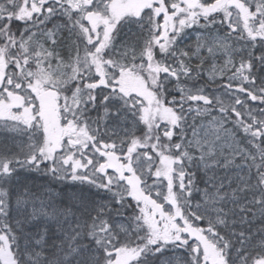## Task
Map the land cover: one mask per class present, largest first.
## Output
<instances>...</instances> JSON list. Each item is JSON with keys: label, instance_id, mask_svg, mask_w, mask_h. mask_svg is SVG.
Returning <instances> with one entry per match:
<instances>
[{"label": "trees", "instance_id": "trees-1", "mask_svg": "<svg viewBox=\"0 0 264 264\" xmlns=\"http://www.w3.org/2000/svg\"><path fill=\"white\" fill-rule=\"evenodd\" d=\"M201 1L151 0V6L156 17L161 15L163 6L175 12V27L177 20L195 15L198 29H222L234 46L228 70L212 82L208 77L214 64L211 55L177 58L167 43L162 46L154 41L150 56L147 46L145 58L129 64V69L109 70L107 78L111 85L105 86L101 70L104 55L100 53L98 56L103 60L94 63L100 73L94 76L91 72L88 77L87 107L71 113V125L80 132L74 138L78 145H71V149L84 150L89 157L93 148L104 151L105 178L97 174L98 180L91 182L93 187L82 189L72 182L71 189L68 184H52L47 188L37 186V177L23 178L22 174L18 187L14 181L6 186L0 192V264H38L27 257L35 246L29 231L38 232L35 238L41 240L46 230L48 248L71 242V264H158L159 256L153 254L156 248L186 244L189 235L185 227L193 231L199 225L190 215L188 205L197 198L195 189L200 187L204 176L203 165L193 153L195 148L187 143V135L204 117H186L178 103L171 100L184 98L190 105L212 108L209 114L215 116L218 109L226 111L228 116L224 120L231 127V146L249 148L237 156L243 157L238 162L250 168L254 182L264 181L263 14L252 0H242L235 7L231 0H203V6ZM102 3L107 9L99 15L98 30L102 32L97 33L91 31V25L84 19L80 23L78 17L80 13L87 15V8ZM138 5L139 0H14L13 5H9V0L1 1L0 70L3 71L4 64L12 66L14 81L21 80L31 89H36L34 85L44 90L54 88L57 83L42 71L35 38L47 39L51 35L58 39L54 49L70 60L77 50L76 39H83L86 34L101 39H132L124 42L125 47H131L137 38L132 19ZM66 39H71L70 43ZM72 45L75 49H71ZM80 77L71 80V88L74 89L73 82L80 83L83 79ZM69 88L57 90L60 99H66L71 92ZM121 90L126 100L132 102L128 109L137 111L138 128L125 140L118 141L106 127L102 129L99 113L108 105L104 103L106 98L112 94L120 97ZM49 134L46 138L52 146L53 136ZM221 149L210 155L212 163L236 157L234 152L230 158L231 149ZM18 161L20 164L11 162L12 170L34 162L35 157ZM87 167L92 170L93 163H87ZM72 170L71 163V173ZM26 191L31 193V210L35 212L36 208L42 215L37 212L23 215L24 211H20L19 199ZM151 201L154 209L149 207ZM117 222H122L127 231H118ZM216 231L211 228L202 233L217 245ZM28 236L31 238L27 239ZM194 245L191 241L193 250ZM48 252L55 262L62 253L70 251ZM200 252L203 255L202 249Z\"/></svg>", "mask_w": 264, "mask_h": 264}, {"label": "rangeland", "instance_id": "rangeland-1", "mask_svg": "<svg viewBox=\"0 0 264 264\" xmlns=\"http://www.w3.org/2000/svg\"><path fill=\"white\" fill-rule=\"evenodd\" d=\"M254 1L264 12V0ZM12 3L13 0H9V4ZM143 21L149 26L151 33L155 32V35L158 34L161 37L163 22L160 23V30H157L150 14H147ZM174 21L175 19L172 18V15L166 19L167 35L161 43L169 39L167 42L168 47L173 49V54L176 57L184 56L190 59L192 57L197 58L202 53H208L214 59L212 69L208 71L211 81L214 82L221 78L230 63L234 51V46L227 40L229 39L228 36L217 30H214L213 33L195 31L194 18L191 16L177 20V27L173 25ZM173 29L176 30L175 33ZM137 30L138 28L135 29L136 34ZM47 39H53V36L47 35ZM35 42L38 43V46H36L38 48L37 55L41 57V68L46 77L54 80L57 84L62 83V85L71 80L72 62L69 58L62 57V53L54 49L55 43L47 44L39 40L38 37L35 38ZM71 47V49H75L74 45ZM126 49L127 52L122 54L124 56H122V60H119L118 64H121L126 60L125 58L130 56L131 48L126 46ZM131 58H135V56ZM86 95L82 91L77 92V95L71 100V105L86 104L89 101ZM176 102L179 108L187 106L182 109L186 116L200 115L204 117L187 135V143L190 147L195 148L193 153L200 159L205 175L204 186L200 190H197L201 195V199L192 203L191 212L197 219H207L216 226H222L229 237V241L233 243L232 264H246L248 259H253L259 255L262 249L264 250V181L254 182L250 168L238 162L243 160V157L238 158L237 156L242 151L248 152L249 148L245 146L242 150L238 145L236 148L231 146V127L228 128V122L224 120L228 116L226 111L218 109L217 112L219 114L215 116V114L208 113L210 110L207 107L188 106L184 98L178 99ZM125 104L128 105L129 103L126 101L122 105L120 101L117 102V105L112 106L110 109L112 114L108 118H105L106 114H101V118H103L102 129L106 127L105 129L114 135L118 141L125 140L138 128V123L135 118H132L131 112L128 109H122ZM106 109L109 110V106ZM194 122L193 120L192 125H194ZM232 123L236 125L235 122L232 121ZM7 125L8 123L0 122V154H7L12 157L21 156L29 148V144L27 145L26 140L22 138L27 136V132H30L35 137V140L40 142L38 135L32 132L34 126L28 127L22 122L21 125L12 129L4 127ZM73 125L72 123L71 126ZM221 148H229L233 151L229 153L230 158L236 152L235 156L237 159L234 157L230 160L226 159L220 164L218 162L212 163L210 155H216L218 150L222 151ZM98 149L100 148H93V155L88 156L87 159L88 164L93 163L92 170L83 166L79 169V172L75 173L74 177H71L73 178L72 180H92L93 178L88 176L87 173L95 174L101 170L102 163L106 161L107 156ZM85 154H88V152H85ZM51 181L53 180L48 178L42 181L38 179L36 184L38 187L49 188L52 185ZM19 185L20 183L18 184L17 182L14 184L15 187ZM77 185L79 189H82L83 185L81 181ZM29 194L31 193L26 191L19 199L20 211H24L23 215L26 213L36 214V212L42 215L43 212L36 211V208L35 212L31 210L33 204ZM51 199L54 198L52 197ZM118 199L120 200V197ZM38 217L40 218V216ZM117 226L116 229L118 231H127L122 222H117ZM44 231L41 240L35 238L38 232H27L30 236L34 237L28 236L27 239L31 238L35 241V246L29 250L27 257L38 264H58L60 262H63L62 264H71V242L65 241L67 243L66 246H61V243H59V245L53 248H48L47 239L49 235L46 230ZM36 243L38 246H36ZM29 247L27 246V249ZM50 249H53L55 252L67 251L69 249L70 252L66 254L62 253V256L54 262L52 255L48 252ZM254 252L256 253L253 254ZM155 253L161 255L160 264H190V261L193 260L190 257L189 249L184 247L183 244L172 247H161Z\"/></svg>", "mask_w": 264, "mask_h": 264}, {"label": "flooded vegetation", "instance_id": "flooded-vegetation-1", "mask_svg": "<svg viewBox=\"0 0 264 264\" xmlns=\"http://www.w3.org/2000/svg\"><path fill=\"white\" fill-rule=\"evenodd\" d=\"M133 40L134 45L131 46V48L134 50L133 56H137L141 59V55L143 54L139 52L140 47L138 45V42H136V39ZM69 41H71V39L65 40V42L70 43ZM148 43L153 44L152 39H148ZM120 65H125V61H123ZM10 69L12 70V66L4 64V74H9V77L3 76L2 71L0 70V76H3L4 79L8 82L6 84H0V115L10 117V115L13 114L15 117L20 118L24 122V124L32 125L33 120L36 123H38V121H42L45 113L52 114L48 110L44 109L43 106L39 102H37V100H34L33 96L30 97V100H27L23 94L17 96L16 93H13L11 91L10 88L13 86V84L11 81ZM15 85L18 87V84ZM56 113L58 114L59 111L57 110ZM53 126L56 127L58 135L62 136L63 132L60 131L62 127L59 124Z\"/></svg>", "mask_w": 264, "mask_h": 264}, {"label": "water", "instance_id": "water-1", "mask_svg": "<svg viewBox=\"0 0 264 264\" xmlns=\"http://www.w3.org/2000/svg\"><path fill=\"white\" fill-rule=\"evenodd\" d=\"M41 99L46 103L47 106H52L53 105V99L50 98L49 96L42 95Z\"/></svg>", "mask_w": 264, "mask_h": 264}]
</instances>
